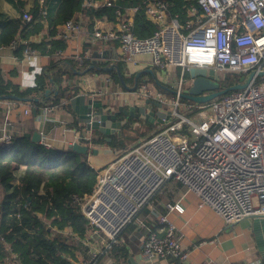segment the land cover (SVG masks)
Listing matches in <instances>:
<instances>
[{
	"label": "built area",
	"instance_id": "1",
	"mask_svg": "<svg viewBox=\"0 0 264 264\" xmlns=\"http://www.w3.org/2000/svg\"><path fill=\"white\" fill-rule=\"evenodd\" d=\"M39 6L38 18L44 20L48 14L45 0H40ZM83 6L111 8L113 20L95 18L91 22L81 14L57 26L55 39L78 36L91 44L115 43L121 62L135 64L137 56L147 55L150 66L158 71L171 67L181 70L177 80L171 78V95L149 82L137 89L141 99L154 100L167 109L169 118H161L167 128L106 165L94 168L89 164L96 172L91 191L70 196L86 220L82 244L88 246L91 257L85 264H92L101 253L99 247L109 250L119 233L133 223L148 231L141 246L145 261L160 258L173 264L184 262L188 252L181 248L174 225L165 214L157 213L153 204L155 194L169 181L194 193L200 206L209 207L225 224L264 219V77L255 76L244 89L228 91L208 103L186 101L185 113L178 112L179 101L189 86L184 73L190 68L212 69L218 82L220 75L227 73L244 76L264 71V0H144L132 7L123 6L121 0H83ZM140 15L154 27L144 37L139 36L136 24ZM21 18L28 23L33 15L26 10ZM34 39L11 41V48L22 46L17 60L36 55L30 45ZM101 61L105 62L103 58ZM97 80L102 87L96 86ZM110 81L107 75L84 76L77 86L93 103L97 96L108 98L106 84ZM91 103L90 119L95 115ZM2 105L6 118L9 107L4 101ZM54 111V107L45 106L38 117L47 119ZM5 123L0 150L13 145ZM77 133V141L89 149L92 132L84 128ZM39 144L53 149L45 137ZM162 206L166 212L182 210L179 203ZM145 209L147 214H143ZM152 217L158 221L155 231L151 230Z\"/></svg>",
	"mask_w": 264,
	"mask_h": 264
},
{
	"label": "trees",
	"instance_id": "2",
	"mask_svg": "<svg viewBox=\"0 0 264 264\" xmlns=\"http://www.w3.org/2000/svg\"><path fill=\"white\" fill-rule=\"evenodd\" d=\"M121 1L123 6L132 7L141 5L144 0ZM19 7H22V3ZM39 10V4L34 2L30 9L33 15L31 22H24L21 15L17 19L2 22L0 47L8 46L15 39L27 40L31 36H37L44 24L55 37L57 26L74 18L79 12L91 22L95 18L113 20L114 17L111 8L97 7L93 10L84 7L83 0H59L52 16L48 13L44 20L38 18ZM136 24L141 37L154 30L142 15L137 18ZM54 37L48 48L43 42L31 43L33 49L47 54L50 59L48 65L36 76L35 87L20 90L17 85L4 79L7 84H4L0 91L1 98L4 95H13L19 99L34 96L33 105L40 109L45 105L58 106L63 98L69 99L76 94L78 89L74 84L56 81L61 73L68 76L74 73L72 70H65L66 67L63 66H71V60L54 59L58 48L61 50L66 45L62 39L57 40ZM14 51L20 55L19 48ZM92 69L101 70L98 66ZM228 74L233 78L237 75ZM111 77L114 84H119L117 74ZM226 80L227 78L224 82L221 80V83L219 81L221 88L236 84L235 80L233 83ZM149 83H153V80ZM159 87L166 95H171L169 89L161 85ZM45 91L48 93L45 94ZM144 122L151 126L149 122ZM73 124L78 131L83 128L82 124L79 125L76 121ZM93 132V142L100 139L104 141V136L99 131ZM120 135L111 139L108 143L110 148H117V137ZM12 144L8 149L0 150V264H75L78 259L75 250L79 253L83 250L80 247L85 237L86 220L71 203L70 196H80L91 191L96 172L89 165L90 153H78L71 147L63 150L46 149L38 142L32 141L31 132L14 138ZM20 166L24 167V171L17 178L18 183L14 184V173ZM66 229L70 230V234L63 232ZM70 248H73V251ZM121 249L117 243L109 250L103 249V252L92 260V264H103L107 255L114 256L123 252Z\"/></svg>",
	"mask_w": 264,
	"mask_h": 264
},
{
	"label": "crops",
	"instance_id": "3",
	"mask_svg": "<svg viewBox=\"0 0 264 264\" xmlns=\"http://www.w3.org/2000/svg\"><path fill=\"white\" fill-rule=\"evenodd\" d=\"M14 1L16 0H0V24L6 20H14L20 17H18L16 13L17 8L14 7ZM23 1L26 2L23 4V7L30 6L32 8L34 2H37L39 4L40 0ZM50 1L51 0H45V3L47 6V12L49 13V15L51 14L50 16H52L53 10L55 9L59 0L52 3ZM49 4H52L51 10L50 8H48ZM30 7L29 11L31 9ZM21 8L22 7H19V9ZM79 15H81L80 12L76 13V16L74 18ZM31 37L35 38L32 41L33 43L43 42V44H46V48H48V46H50V44L52 43V38L54 36L51 35L49 27L44 24L43 29L39 33V36L37 35ZM37 39L41 40L38 42ZM63 42L66 44L65 47L61 50L58 48V50L54 54V59L61 58L63 61H72L73 64L71 66L67 64L63 66L66 67L65 70H72L74 75L67 77L64 76L65 79H62L61 82L62 84L67 82L71 83L72 85L74 84V86H76V88L78 89L76 91V94H74V96L69 99L63 98L58 106L45 105L55 108L54 113H49L47 119H40L38 117L42 107L40 109H37L36 106L33 105V101H35L34 96H28L19 99L15 96V98H6L4 96L7 95H4L0 100V133L3 128L2 124L4 121H6L5 125L7 126L8 132L12 134L13 139L22 136L24 133L30 132L32 133L33 137V135L36 133L39 135L38 143L42 138L45 137V139H47L48 142L52 144L54 150H63L67 147H70L74 142L80 143V141H77L76 137V134H78L77 132L79 131L73 124L74 121L78 122V116L76 115L72 105H70V100L77 97L78 95H84V104H86L89 98L81 91L79 86H77V82L79 78L84 76L88 77L96 75H107L111 77V75L107 73L101 74L100 70L92 69L96 65V58H98V60L100 61L103 58L105 62L101 61L98 64L101 67H113L108 72L114 71L116 74L117 70L115 66L117 65L114 62H117L119 60L114 48L115 45H113L112 43L103 45L101 46L102 49H97L94 52L92 50V47L100 44H91L87 40L81 41V38L78 36L73 39L63 40ZM15 48H19L20 55H17L15 53ZM97 51H99L100 54ZM21 54V45L13 48H11L9 45L0 47V76L2 77V80H9L12 84L17 85L20 90L24 88H33L36 85V76L40 74V71L43 67L48 65L50 60L49 56L47 54H41L40 51L36 50L35 56L29 59L21 58V60H17V57L20 58ZM85 56H91V58L86 59L84 58ZM150 62L151 58L148 59L145 64H143L148 65L149 67H141L137 70V72H140V76L137 78V81H139L140 79L142 80V82H152L153 80L156 88L163 94H166L159 87V84H161V86L170 90V85L168 84V80L165 77L166 75L165 73H163L164 71L159 72L162 73V79L165 81L164 83H161L157 78V74H155L156 69L150 66ZM137 64H139V61L133 65L135 66ZM32 67H35L37 71L32 72ZM150 70H153L152 74L149 73ZM110 79L112 80V77ZM155 80L159 84H156ZM137 81L134 80L132 85L136 86ZM101 85L102 82L100 80H97L96 86L102 87ZM106 85L107 88L110 89L108 98L101 99L100 96H97L95 102L98 100L100 104H102V109L108 112V110L110 109L113 110V106H111L112 104H110L111 100L115 101V99H117V87L116 85H114L113 80ZM119 100L120 102H118L117 105L124 106L125 108L133 105V103L130 102L131 100L132 102H135V104H139V100L137 102L136 99L131 96L127 98L126 94H124L123 99ZM3 101L4 105L6 104L7 107H9V112L6 115V118L4 107L2 105ZM87 105H89V103H87ZM105 106L107 109L105 108ZM147 109L149 111H154L149 109V107ZM92 110L94 113H97L99 107H95L93 105ZM156 110H160L163 113L167 112V109L165 110L162 107H157ZM154 122L161 123L157 121ZM81 126L83 127L82 129H84V126ZM89 159L90 156H88V161L91 167L98 168V166L102 164L100 162L94 163ZM23 171V166H20L19 169L15 171V179L12 180L14 184L18 183L17 178L22 175ZM164 203H179L182 207V210L166 212L162 206ZM199 203V198L195 196L194 193L192 194L183 185L175 181H169L164 184L155 194L153 199V204L158 210L157 213L165 214L167 216L168 220L175 227V234L179 238L181 248L188 252V258L184 262H181L179 264H250L251 262H253V260L257 259L264 263V257L260 255L256 245V232L253 228V219H245L238 224L228 225L225 224L223 219L213 210H211L207 206H200ZM147 213L148 211H146L145 209L143 211V214ZM152 220L153 227H151V230L155 231L156 226H158L157 217H152ZM147 232L148 231L144 227H140L138 223H133L126 226L119 233V238L117 239V244L121 246V250L123 252H119L114 256L107 255L103 260V263L108 260H112L111 264L115 262L119 263L120 261L124 264V261L127 258L133 257L136 259L138 264H173L170 261L160 258L155 261H145L142 258L141 246L143 243V239L148 236ZM258 232L263 241L262 248L264 250V230L260 228ZM98 251L102 253L103 249H100L99 247ZM101 253H99V255ZM87 256L88 258L91 257V255ZM83 260H86V258H84ZM75 263H77V261H75Z\"/></svg>",
	"mask_w": 264,
	"mask_h": 264
},
{
	"label": "water",
	"instance_id": "4",
	"mask_svg": "<svg viewBox=\"0 0 264 264\" xmlns=\"http://www.w3.org/2000/svg\"><path fill=\"white\" fill-rule=\"evenodd\" d=\"M117 70L118 77L123 84L122 80V74L120 73L119 67L115 66ZM113 67L104 68V71H109ZM150 74L153 73V70L149 71ZM140 75V72L137 73L135 76V79ZM189 75V86L186 88L185 92L182 94V98L186 101H192L196 103H208L210 100L217 98L223 94L228 93V91L231 90H240L244 89L248 84L251 83L253 78L256 77H264V71L262 72H254L251 71L248 73L246 78L244 76H241L239 78V81L231 86H227V88H221L220 83L217 80L215 72L210 69L208 72L204 69L199 68H190L188 71ZM154 77V76H153ZM156 84H159L155 80ZM161 85V84H159ZM132 88L131 90H134ZM48 91H45V94H47ZM6 98H15L14 96H4ZM1 98V97H0ZM84 95H78L75 98H72L70 100V105H72L76 115L78 116V122L84 126L86 130L93 131H99L104 136V141L107 143H110L111 139L115 137L116 135H120V131L122 127L126 124L129 125V122L126 120L132 118V119H141L147 122H150L153 124L154 121L162 122L161 118L168 119L169 118V112L163 113L160 110L156 111H149L147 108V105L154 104L156 107H161L159 103H156L155 101L146 100L144 103L135 104V102L130 101L133 103V105L128 106L125 108L124 106H118L116 110H110L109 112H106L104 109H102V104L97 100L95 103H91L90 100L84 104ZM89 103V105H87ZM91 105L95 107H99V110L95 115L90 119L87 114L91 112ZM81 106H79V105ZM122 114L125 119L119 120L118 115ZM97 119L100 121L97 122ZM91 120V125L88 124V122ZM39 135L34 134L32 137L33 142H38ZM73 150L76 152L81 153H88L89 149L86 145L80 144V143H72L70 146ZM92 153H95V150H92ZM253 228L256 232V245L259 250V253L262 257H264V250L262 248V239L260 235L258 234V230L262 228L264 230V219H253ZM264 247V246H263ZM121 262V261H120ZM113 263V264H123L121 263ZM112 260H108L104 262L103 264H111ZM124 264H138L135 258L129 257L124 261ZM260 264H264L262 261H260Z\"/></svg>",
	"mask_w": 264,
	"mask_h": 264
},
{
	"label": "rangeland",
	"instance_id": "5",
	"mask_svg": "<svg viewBox=\"0 0 264 264\" xmlns=\"http://www.w3.org/2000/svg\"><path fill=\"white\" fill-rule=\"evenodd\" d=\"M33 1V0H32ZM58 0H51L50 2H57ZM22 3V8L19 9V4ZM24 3H26L25 1L23 0H16L14 1V7L17 8L16 10V13L18 15V17L22 14L23 11H26L28 10L29 11V7H23ZM51 6L52 4H49V7L50 10H51ZM31 8V7H30ZM22 10V11H21ZM96 43H100L99 41H96ZM101 44V43H100ZM115 45V43H114ZM101 46H103V44L101 45H96L95 47H92V50L95 52V50H100L102 49ZM85 58V57H84ZM150 59V56H147V55H143V56H137L135 60V62L137 63L139 61V64L137 65H131V64H127V63H124V62H114L116 63L117 67H119V70H120V73L122 74V80H123V84L121 83L120 79H119V84H114L116 85L117 87V99H115V101L111 100V103L112 104L111 106H113V110H116V107H118L117 103L120 102L119 99H123L124 97V94H126L127 98L128 97H133L136 99V101L138 102H141L143 103L145 100L144 99H141L138 95V87L140 86L141 83H144L142 82V80L139 79V81H137V84L136 86L132 85L133 81L135 80V76L137 75V70L140 69L141 67H147L148 65H143L145 64V62ZM101 61L99 60H96V66H98V68H101L100 70V73L101 74H109L111 76H115L116 73L114 71H111V72H108V71H104L103 69L106 68V67H101L98 63H100ZM149 67V66H148ZM32 72L34 71H37V69L35 67H32ZM166 72H163L165 73V77L166 79L168 80V84L171 85L170 81H171V78H174V80H177L181 74V70L179 68H167L165 70ZM159 72H162V71H158L156 70L155 74H157V78L159 79V81L161 83H164L165 81L162 79L163 76L162 73H159ZM249 73V72H248ZM248 73H246L244 75V77L246 78V76L248 75ZM64 76H68L67 74H63L61 73V75L58 76V78L56 79L57 82H61L62 79H65ZM118 76V75H117ZM241 76L240 75H236L235 78H233L231 76V74H224V75H220V83H221V80L224 82V80L227 78L226 82L228 81H233L235 80L234 82H238L239 81V78ZM111 78V77H110ZM119 78V77H118ZM184 79L185 81H187V79H189V75H188V72H185L184 73ZM112 81V80H111ZM233 83V82H232ZM4 84H7V82H5V80L1 78L0 76V91L2 90L3 88V85ZM166 84V83H165ZM121 85V86H120ZM134 90H131L132 88H134ZM129 92H127V91ZM122 97V98H121ZM180 103V106L178 108V112L181 113V114H184L185 111H184V106L188 104V102H186L185 99L183 100H180L179 101ZM149 109L151 110H154L156 111V106L155 105H151L149 104ZM153 107V108H152ZM162 108H164V106H161ZM106 108V106H105ZM107 109V108H106ZM112 110V109H110ZM108 110V112L110 111ZM127 122H129V125L126 124L122 127V131H121V135L118 136V140H119V144L117 145V148H110V145L105 142V141H102L101 139L98 140V142H93L91 140V145L89 147V156H90V161L94 162V163H102L100 164L101 165H106L108 164L110 161H112V159H114L115 157H117L118 155L122 154V153H125L127 152L129 149L133 148L136 144H139L141 142H143L144 140H146L147 138L151 137V136H154L155 133H158L160 131H163L164 129L167 128V126L163 123H156V122H153L150 123L151 126L145 124L144 120H141V119H132L130 118L129 120H126ZM80 132H83V129H79ZM93 136H94V132L92 133ZM172 135V134H170ZM103 139V138H102ZM96 146V147H95ZM95 147V148H94ZM92 150H95V153H92ZM64 233H69L70 234V230L69 229H66L63 231ZM87 247V248H86ZM81 249L83 248L82 251H80V253L75 250V254L78 256V260H77V263L75 264H85V260H83L89 253H88V246H84V245H81L80 247ZM84 248H85V253H84ZM72 249L73 251V248H70ZM82 252V253H81ZM88 258V256H87ZM84 261V262H83ZM80 262V263H78Z\"/></svg>",
	"mask_w": 264,
	"mask_h": 264
},
{
	"label": "flooded vegetation",
	"instance_id": "6",
	"mask_svg": "<svg viewBox=\"0 0 264 264\" xmlns=\"http://www.w3.org/2000/svg\"><path fill=\"white\" fill-rule=\"evenodd\" d=\"M139 76H140V75H139ZM139 76H138V77H139ZM138 77H137V78H138ZM137 78L135 79L136 81H137ZM117 117H118L119 120L125 119V117H124L122 114H119ZM128 120H129V119H128Z\"/></svg>",
	"mask_w": 264,
	"mask_h": 264
}]
</instances>
